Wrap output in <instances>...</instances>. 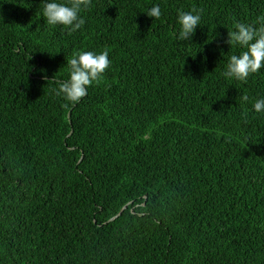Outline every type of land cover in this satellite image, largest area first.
<instances>
[{
  "label": "trees",
  "instance_id": "trees-1",
  "mask_svg": "<svg viewBox=\"0 0 264 264\" xmlns=\"http://www.w3.org/2000/svg\"><path fill=\"white\" fill-rule=\"evenodd\" d=\"M40 3L0 0V264H264V68L221 74L264 0H92L72 34ZM104 49L86 96L56 95Z\"/></svg>",
  "mask_w": 264,
  "mask_h": 264
},
{
  "label": "clouds",
  "instance_id": "clouds-1",
  "mask_svg": "<svg viewBox=\"0 0 264 264\" xmlns=\"http://www.w3.org/2000/svg\"><path fill=\"white\" fill-rule=\"evenodd\" d=\"M43 5L42 17L48 26H62L68 34L77 32L86 23L81 15L84 10L92 6V0H41ZM148 17L159 19L162 16L160 5L153 4L146 12ZM201 14L197 9L190 11L178 10L177 23L179 25L177 39L191 40L196 29L200 26ZM230 46H236L242 51L232 54L227 61L225 70L221 73L226 80L246 82L253 74H260L264 68V17L259 18L258 26L247 23H237L234 30L228 32ZM111 60L107 49L97 51L79 50L73 52L67 59L68 78L53 81L58 85L54 89L57 96H62L66 102L77 103L86 96L88 87L98 83ZM44 73V70H40ZM243 99L246 101L248 97ZM252 110L264 116V96L258 97L252 104Z\"/></svg>",
  "mask_w": 264,
  "mask_h": 264
},
{
  "label": "water",
  "instance_id": "water-1",
  "mask_svg": "<svg viewBox=\"0 0 264 264\" xmlns=\"http://www.w3.org/2000/svg\"><path fill=\"white\" fill-rule=\"evenodd\" d=\"M123 211V210H122ZM113 220V219H112Z\"/></svg>",
  "mask_w": 264,
  "mask_h": 264
}]
</instances>
